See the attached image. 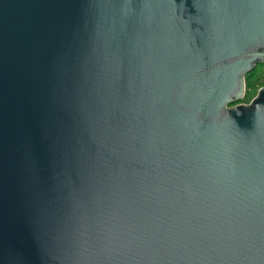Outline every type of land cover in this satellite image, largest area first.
<instances>
[{
	"label": "water",
	"instance_id": "1",
	"mask_svg": "<svg viewBox=\"0 0 264 264\" xmlns=\"http://www.w3.org/2000/svg\"><path fill=\"white\" fill-rule=\"evenodd\" d=\"M258 64L264 0H0V264H264Z\"/></svg>",
	"mask_w": 264,
	"mask_h": 264
},
{
	"label": "rangeland",
	"instance_id": "2",
	"mask_svg": "<svg viewBox=\"0 0 264 264\" xmlns=\"http://www.w3.org/2000/svg\"><path fill=\"white\" fill-rule=\"evenodd\" d=\"M247 84V83H246ZM264 87V64H258L249 72V86L246 85V92L244 97L236 101V104H248L254 99L258 91ZM235 103L231 105H235Z\"/></svg>",
	"mask_w": 264,
	"mask_h": 264
},
{
	"label": "trees",
	"instance_id": "3",
	"mask_svg": "<svg viewBox=\"0 0 264 264\" xmlns=\"http://www.w3.org/2000/svg\"><path fill=\"white\" fill-rule=\"evenodd\" d=\"M245 80H246V83L248 84V86H249V73L245 76ZM246 84V85H247Z\"/></svg>",
	"mask_w": 264,
	"mask_h": 264
}]
</instances>
